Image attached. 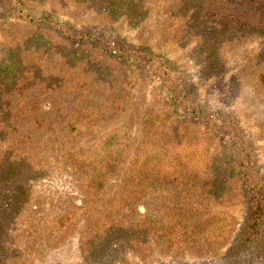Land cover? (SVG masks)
I'll list each match as a JSON object with an SVG mask.
<instances>
[{
  "label": "rangeland",
  "instance_id": "374dc122",
  "mask_svg": "<svg viewBox=\"0 0 264 264\" xmlns=\"http://www.w3.org/2000/svg\"><path fill=\"white\" fill-rule=\"evenodd\" d=\"M19 1L0 0V264L223 262L243 176L264 198V0Z\"/></svg>",
  "mask_w": 264,
  "mask_h": 264
},
{
  "label": "trees",
  "instance_id": "16d2710c",
  "mask_svg": "<svg viewBox=\"0 0 264 264\" xmlns=\"http://www.w3.org/2000/svg\"><path fill=\"white\" fill-rule=\"evenodd\" d=\"M6 7L11 8L14 6L22 7V3L19 0H6ZM97 4L101 7L103 4L108 3L109 9L114 12L123 11L129 5L125 0L113 1V0H96ZM19 18L24 22L29 24H34L38 26H52L53 22L49 17L41 16L36 17L32 14H25L24 10H20L18 14ZM61 34L67 39L73 40L78 43H94L103 46L112 55L122 58L126 61H131L135 63H145L148 68H150L152 63L157 64L159 67H163L164 75L170 78L171 68L167 64L161 62H154V60L149 56V53L144 48L137 49H127L125 50L117 42L103 40L101 37L92 33L79 34L80 36H74L68 28H59ZM104 38V37H103ZM34 41V40H33ZM37 41V40H35ZM171 84L173 82H170ZM14 170V169H13ZM15 171V170H14ZM13 171V172H14ZM13 172L9 171L8 174ZM243 184L247 196L250 198V210L248 216L242 226L240 235L230 250L228 257L223 262H208L207 264H258L264 261V198L260 194L258 187L254 184L252 177L248 174L243 176ZM19 202L15 200L13 205H18ZM15 206H8V208H13ZM183 240L176 241L172 247L179 249L183 248ZM116 248V247H115ZM172 249L175 251L176 249ZM180 252V251H179ZM176 253V251H175ZM180 264H183L179 262ZM178 264V263H175Z\"/></svg>",
  "mask_w": 264,
  "mask_h": 264
}]
</instances>
